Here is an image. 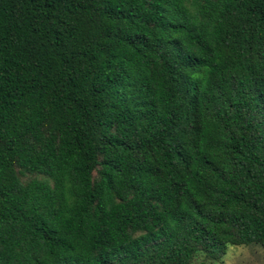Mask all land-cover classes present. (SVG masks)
<instances>
[{
  "label": "trees",
  "instance_id": "1",
  "mask_svg": "<svg viewBox=\"0 0 264 264\" xmlns=\"http://www.w3.org/2000/svg\"><path fill=\"white\" fill-rule=\"evenodd\" d=\"M252 244L264 0H0V264Z\"/></svg>",
  "mask_w": 264,
  "mask_h": 264
},
{
  "label": "rangeland",
  "instance_id": "2",
  "mask_svg": "<svg viewBox=\"0 0 264 264\" xmlns=\"http://www.w3.org/2000/svg\"><path fill=\"white\" fill-rule=\"evenodd\" d=\"M191 264H264V248L258 245H229L219 260L197 254Z\"/></svg>",
  "mask_w": 264,
  "mask_h": 264
}]
</instances>
